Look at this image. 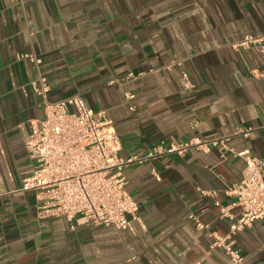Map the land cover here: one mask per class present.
<instances>
[{"label":"crops","instance_id":"0c3cea01","mask_svg":"<svg viewBox=\"0 0 264 264\" xmlns=\"http://www.w3.org/2000/svg\"><path fill=\"white\" fill-rule=\"evenodd\" d=\"M246 35L264 46V0H0V264H233L213 246L232 223L215 203L238 218L237 154L264 161V55L236 48ZM20 55L42 60L50 101L81 95L107 113L133 160L134 233L42 219L38 194L22 190L44 109ZM195 138L228 140L150 156ZM234 238L241 264H264V220Z\"/></svg>","mask_w":264,"mask_h":264},{"label":"built area","instance_id":"2783aa9c","mask_svg":"<svg viewBox=\"0 0 264 264\" xmlns=\"http://www.w3.org/2000/svg\"><path fill=\"white\" fill-rule=\"evenodd\" d=\"M262 42L261 38L246 35L236 48L249 49L257 45L264 55ZM19 58L29 59L37 71V78L29 86L40 97L44 109L43 120L30 124L32 134L26 149L33 161V171L22 181V190L35 191L41 200L40 218L64 217L72 229L113 227L134 233V222L139 219L138 207L126 189L125 175L126 166L133 160L120 156L121 140L107 113L91 109L81 95L50 101L51 89L41 74L42 60L35 55H20ZM134 76L128 74L129 79ZM126 98L134 96L126 94ZM227 140L195 138L186 143H171L166 148L160 146L150 156L183 154L191 147L207 152L223 146ZM237 156L245 162L243 180L229 189V193L235 197L232 206L239 208L241 215L235 218L229 207L216 201L222 216L232 223L229 235L225 238L215 236L213 243L227 251L233 264L243 261L234 237L255 221L264 220V161L254 158L249 151ZM209 195L216 198L217 192Z\"/></svg>","mask_w":264,"mask_h":264}]
</instances>
